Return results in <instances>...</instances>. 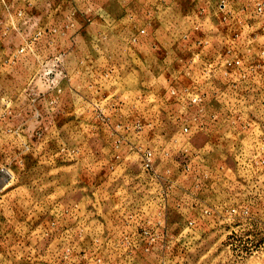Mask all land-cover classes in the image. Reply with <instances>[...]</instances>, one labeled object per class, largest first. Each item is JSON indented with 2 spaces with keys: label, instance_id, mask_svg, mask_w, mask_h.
Wrapping results in <instances>:
<instances>
[{
  "label": "rangeland",
  "instance_id": "1",
  "mask_svg": "<svg viewBox=\"0 0 264 264\" xmlns=\"http://www.w3.org/2000/svg\"><path fill=\"white\" fill-rule=\"evenodd\" d=\"M0 264H264V0H0Z\"/></svg>",
  "mask_w": 264,
  "mask_h": 264
}]
</instances>
